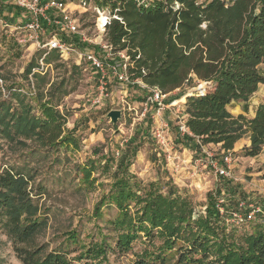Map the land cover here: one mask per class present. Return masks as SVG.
Here are the masks:
<instances>
[{"label": "trees", "instance_id": "trees-1", "mask_svg": "<svg viewBox=\"0 0 264 264\" xmlns=\"http://www.w3.org/2000/svg\"><path fill=\"white\" fill-rule=\"evenodd\" d=\"M95 3L109 11L104 38L116 50H126L134 60L130 69L133 76L140 75L145 84L164 94L191 85L183 105L185 124L192 136L184 137L198 139L200 146L219 144L226 151L249 134L244 155L256 156L262 151L264 102L257 105L251 117L232 114L228 105L241 102L246 110L249 98L264 83L259 69L264 63V0ZM35 66L34 62L28 64L25 78ZM32 76L44 78L37 72ZM50 92L51 88L47 90ZM10 96L18 107L7 101L0 103V132L6 138H32L45 149L54 144L57 148L78 147L72 129L65 130V117L51 97L44 99L39 91L36 115L26 100L31 95L15 88ZM127 149L118 155L110 187L95 207L99 216L103 206L117 208L116 216L106 221L116 239L113 245L105 236L88 243L78 256L85 259L84 264H100L109 250L123 254L139 233L152 237L153 230L162 242L154 249L144 248L130 264H264V213L256 211L252 219L244 221L249 222L248 228L239 232V225L226 222L228 213H220L217 200L221 195L216 192L207 195L204 213L193 217L191 199L171 182L144 185L129 172ZM103 158L101 166L109 170L115 159ZM99 165L100 161H91L79 167L84 183L94 180L90 174ZM32 179L33 175L21 167L0 170V227L22 264H68L65 250L48 251L46 245L35 242V234L44 228L46 218L39 213L37 197L41 192L35 191ZM222 187L226 211L237 209L239 201L245 205L254 201L264 211V198L252 201L229 181ZM249 210L246 206L244 212ZM67 237L77 241V232H68Z\"/></svg>", "mask_w": 264, "mask_h": 264}, {"label": "rangeland", "instance_id": "rangeland-1", "mask_svg": "<svg viewBox=\"0 0 264 264\" xmlns=\"http://www.w3.org/2000/svg\"><path fill=\"white\" fill-rule=\"evenodd\" d=\"M25 1L31 3L33 0ZM63 1L66 2L68 15L75 19L78 28L89 38L94 39L102 33L104 14L107 13L105 6H97L96 0ZM198 1L205 3L208 0ZM31 17L30 11L20 6L16 0H0V103L7 101L12 107H18L10 92L19 88L31 95L32 98L28 97L26 100L32 105L33 113L38 115L35 99L41 91L44 99L51 97L53 103L57 104L65 117V130L72 129L78 141L77 148H57V144H54L45 149L32 138L20 136L9 139L0 132V170L6 166H15L29 171L33 175V188L36 192H41L37 202L39 213L46 218V225L35 234L36 243L46 245L48 251L65 250L68 264H84L85 259L78 256L88 243L103 236L109 244H114L116 236L110 231L106 221L116 216L117 208L114 205L103 206L102 215L99 216L95 207L110 187L118 155L127 148L129 172L144 185L152 181L171 182L191 199L193 217L204 213L207 195L215 194L224 181H229L233 186L239 183L247 197L252 198L256 192L252 189L256 188L254 183L264 182L253 179L252 173L257 166L244 163L240 157L231 170L230 178L217 175L211 160L221 162L219 149L209 144L197 145L198 142L181 135L177 126L178 118L172 108L165 110L162 117L156 119L149 113L153 111L149 104L146 116H141L142 102L148 94L146 89L139 88L130 93L127 97L129 106L124 107L118 102L117 84L111 82L113 98L105 100L99 106H92L87 100L88 95L95 92L92 69L84 60H78L74 56L64 61L56 51L44 53V49L38 48L30 39V31L25 26ZM44 28L46 34H41L42 39L53 31V27L45 25ZM41 58L44 59L43 65L40 63ZM46 58L49 59L48 62ZM31 62L37 66L25 78V68ZM259 69L264 74V63ZM34 72L44 75V78L33 77ZM46 82L49 84L46 85ZM50 88L49 95L47 90ZM191 88L190 84H185L165 96L167 103L178 108L179 118L184 110L185 93ZM257 93L264 95V83L259 85ZM112 108L122 110L121 117L115 123L106 116ZM161 119L168 122L169 129L166 133L171 141L169 147L163 149L153 138V127ZM235 153L237 156L244 154L243 151ZM104 156L115 159L109 170L101 166ZM91 161H100V165L90 174L94 180L86 184L79 167ZM242 223L230 222L239 225V232L248 228L249 222ZM73 231L77 232V241L68 240V232ZM155 233L153 230L152 237L139 233L132 240L130 250L123 254L109 250L99 263L130 264L134 256L144 248L154 249L162 242V238L155 236ZM0 264H22L1 227Z\"/></svg>", "mask_w": 264, "mask_h": 264}, {"label": "built area", "instance_id": "built-area-1", "mask_svg": "<svg viewBox=\"0 0 264 264\" xmlns=\"http://www.w3.org/2000/svg\"><path fill=\"white\" fill-rule=\"evenodd\" d=\"M20 6L27 8L31 13V18L26 23L27 29L30 31V39H32L38 48L44 49V53L56 51L60 58L64 61L70 56H74L78 60H84L92 69L95 92L88 95L87 100L92 106H99L105 100L113 98V92L110 88L111 82L117 84L119 88V101L123 106H129L127 97L135 90L142 88L148 91V94L142 102L141 116L145 117L147 107L150 104L153 111H150L151 117L159 119L165 110L172 108V111L178 118L177 126L181 135H190L192 133L185 124L184 110L182 118L177 115L178 108L166 102V94L162 93L157 87H151L145 84L140 75L133 76L130 69L134 67V60L130 58L126 50H116L104 38V28L110 20L109 11L104 14L105 20L102 24V33L98 34L94 39L89 38L82 30L78 28V24L74 18L68 15L67 7L58 0H33L31 3L25 0H16ZM52 12V13H51ZM53 27V31L49 32V36L45 39L41 38V34H46L44 26ZM40 33V34H39ZM137 55L136 57H138ZM43 58L40 59L43 65ZM144 72L143 69L140 70ZM120 109V108H112ZM121 110V109H120ZM171 111V112H172ZM172 112V113H173ZM122 115V110H121ZM158 122L154 128L153 138L159 144L161 149L169 147L170 137L167 135L169 125L167 121ZM198 142V139H196ZM221 162L211 160L214 172L222 177L230 178V165L235 160L232 150H220ZM224 197L220 196L217 200V207L220 213H228L226 222L242 223L251 219L259 208L253 204L245 205L244 201H239L237 209H224ZM246 206L249 211L244 212Z\"/></svg>", "mask_w": 264, "mask_h": 264}, {"label": "crops", "instance_id": "crops-1", "mask_svg": "<svg viewBox=\"0 0 264 264\" xmlns=\"http://www.w3.org/2000/svg\"><path fill=\"white\" fill-rule=\"evenodd\" d=\"M58 1L64 3L66 6L65 1H63V0H58ZM257 91H258V89H257ZM257 91H255L253 93V95L249 98L246 110L243 111L241 102L236 103L235 101H233L228 105V109L230 110V112L234 115H237L239 113H243L248 117L253 116L255 113V109H256L257 105L264 102V95L258 94ZM233 104H234V106H233ZM191 140H193L196 143L195 139L192 138ZM249 143H250L249 134H244L241 138H239L234 143V147L232 149L233 155L235 156L236 155L235 152H237V151H243V148L245 146H248ZM209 145L217 147L219 149V151L221 150L219 147V144H212L211 143ZM235 157H236L235 160L230 165V171L232 170V168H234L237 165L236 160L240 159V157H241V158H243L244 163H250V164L257 166L256 171H254L252 173L253 179L256 181L257 180L264 181V178H263V176H264V147H263L262 151L256 156H244V154H243L242 156L236 155ZM238 171H241V169H239ZM220 177H222V176H220ZM222 178H226V177H222ZM254 185L256 186V188H252V189L256 190V192L252 195L251 199H254L257 201V200L264 198V182H255ZM235 186L238 187L240 192L244 193L247 196L245 191H243L241 189V186L239 185V183L235 184ZM217 192L219 193V195L225 196V190L222 186L220 187V189ZM252 204L254 207L259 208V211L261 213H264V211L262 210V206H260L259 204H256L254 201L252 202Z\"/></svg>", "mask_w": 264, "mask_h": 264}, {"label": "water", "instance_id": "water-1", "mask_svg": "<svg viewBox=\"0 0 264 264\" xmlns=\"http://www.w3.org/2000/svg\"><path fill=\"white\" fill-rule=\"evenodd\" d=\"M106 116L110 118V120L115 123L121 117V110L120 109H110Z\"/></svg>", "mask_w": 264, "mask_h": 264}]
</instances>
